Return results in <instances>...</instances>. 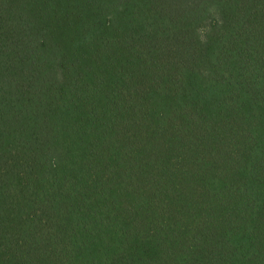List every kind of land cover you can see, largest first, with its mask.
Segmentation results:
<instances>
[{
	"label": "trees",
	"instance_id": "obj_1",
	"mask_svg": "<svg viewBox=\"0 0 264 264\" xmlns=\"http://www.w3.org/2000/svg\"><path fill=\"white\" fill-rule=\"evenodd\" d=\"M0 264H264V0H0Z\"/></svg>",
	"mask_w": 264,
	"mask_h": 264
}]
</instances>
